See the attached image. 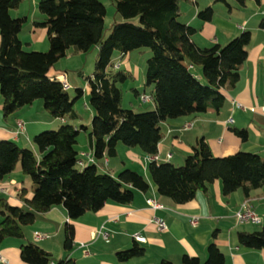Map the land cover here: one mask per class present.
<instances>
[{
	"label": "trees",
	"instance_id": "obj_1",
	"mask_svg": "<svg viewBox=\"0 0 264 264\" xmlns=\"http://www.w3.org/2000/svg\"><path fill=\"white\" fill-rule=\"evenodd\" d=\"M22 1L0 0L2 117L41 99L52 118L65 121L55 129L33 135L35 150L13 140H0V180L19 169L29 178L32 189L31 198L25 197V188L18 192L22 206L0 198V243L8 238L25 240V227L55 205H62L68 218L75 220L85 213L97 212L107 201L128 204L136 191L147 192L149 183L140 171L125 167L113 176L109 170L100 172L98 165L104 166L105 159L117 155L118 143L155 156L162 138L161 123L210 109L219 111L225 102L223 90L234 88L239 80L251 38L250 31L244 30L224 45L196 44L192 39L196 28L178 20L182 0H111L122 20H115L104 38L106 7L101 0H38L37 8L44 18L34 25L46 28L49 46L45 51L25 50L18 33L26 17L11 15ZM221 1L230 9L226 0ZM233 1L244 6L248 0ZM213 14V7L207 6L198 10L197 17L208 22ZM258 26L264 30V16ZM70 47L83 53L97 47L94 70L86 77L94 110L88 126L67 122L81 119L74 103L83 95V89L76 87L70 98L68 89L55 78L57 73L51 72ZM142 48L151 51L146 59L143 90L150 89L149 102L153 106L137 111L123 107L120 86L135 78L127 69H115L112 59ZM197 67L200 75L193 73ZM131 89L136 97L142 94ZM81 131L86 132L93 150L92 162L86 164L75 148ZM234 132L246 139V129ZM169 159H149L147 169L157 193L176 204L193 199L217 179L224 196L240 190L248 199L254 190L264 186V157L242 150L214 156L204 136L196 138L181 165ZM63 233L62 248L69 254L74 248V225L66 222ZM212 236H216V230ZM237 240L241 246L263 249L264 225L254 231H238ZM143 253L144 248L135 242L117 251L116 257L123 262ZM19 254L27 264H76L68 256L55 258L30 240L20 245ZM223 263L224 255L213 241L207 245L204 261L188 255L181 258V264ZM159 264L175 263L161 259Z\"/></svg>",
	"mask_w": 264,
	"mask_h": 264
},
{
	"label": "crops",
	"instance_id": "obj_2",
	"mask_svg": "<svg viewBox=\"0 0 264 264\" xmlns=\"http://www.w3.org/2000/svg\"><path fill=\"white\" fill-rule=\"evenodd\" d=\"M182 1L189 12L181 10L183 17L181 21L196 28V33L192 37L196 44L224 45L244 30L250 31L251 38L246 46L247 58L240 68L239 80L234 88L223 90L225 102L219 111L210 109L199 115L179 117L161 123L162 138L157 153L159 160H166V155L171 153L169 161L181 165L185 157L191 153L192 144L200 136H204L212 154L217 157L239 150L264 157V114L259 110L254 112L247 110L248 107L258 109L264 103V30L258 26L260 18L264 16V0L259 2L248 0L244 6L226 0L231 5L230 9L216 3L221 0ZM22 4L12 10L11 15L26 17L18 33L23 49L45 51L44 49L49 46L47 30L34 25L35 21L43 20L44 16L34 10L31 13L27 12ZM207 6L213 7L214 14L211 21L205 22L197 17V12ZM128 54L125 56L129 57ZM116 57L122 58L120 55ZM195 69L198 70L197 75H200V69L198 67ZM131 72L138 84H144L141 66L139 68L135 66ZM55 73L58 72L52 74ZM132 87L139 90L138 86ZM87 88L89 93V87ZM145 90L142 87V91H139L146 93ZM146 94H150V89ZM229 118L233 120L231 123H228ZM17 120L23 121L24 132L16 139L14 130ZM80 120L67 122L79 126ZM64 121L52 118L41 99H36L3 118L0 99V140H13L21 147L35 150L32 144L33 135L44 129L57 127ZM234 129H246V139H241L235 134ZM79 135L75 145L78 153ZM85 138L89 150L81 151L79 154L84 164L92 162L93 159V150L86 132ZM130 157L132 162L142 157V167L139 171L149 183L147 192L136 191L133 200L128 204L107 201L97 212L85 213L75 220L68 218L62 205H55L49 211L38 214L35 221L25 227V240L8 238L0 243V264H27L20 259L19 247L25 241H32L33 232L47 233L50 236L34 242L39 247L50 252L55 258L67 256L73 258L76 264H159L161 259L181 264L183 255L195 256L204 261L207 256V245L211 241L223 253V264H264V248L241 246L237 240L238 231H254L264 225V186L254 190L248 199L243 197L240 190L224 196L221 192V181L217 179L209 184L206 191H198L193 199L176 204L170 198L157 193L147 169L149 156L144 153L141 155L132 153ZM106 161L104 168L113 176L127 166L125 161H122L119 169L113 172L109 158ZM14 172L16 173L13 177L9 174L0 180V183L7 185V193H0V198H5L11 205L22 206L23 200L17 194L25 188V197L31 198V182L19 169ZM147 198L156 199L162 208L156 210L150 208L146 204ZM244 200H247L261 217L260 223L236 222L234 212ZM154 217L161 218L166 229L159 231ZM194 217L197 218V226L190 223ZM66 222L72 223L75 229L74 248L69 254L62 248L63 227ZM101 227L108 232V241H104L99 235ZM215 230L216 236L213 237L212 233ZM134 234L143 236L145 242L136 241ZM135 242L144 248L142 256L123 262L117 260L116 252L129 248Z\"/></svg>",
	"mask_w": 264,
	"mask_h": 264
},
{
	"label": "rangeland",
	"instance_id": "obj_3",
	"mask_svg": "<svg viewBox=\"0 0 264 264\" xmlns=\"http://www.w3.org/2000/svg\"><path fill=\"white\" fill-rule=\"evenodd\" d=\"M101 1L104 3L106 7V14L104 17V30H103V37L106 38L108 36L111 24L115 20H119V21L122 20V18L115 11L114 4L111 2V0H101ZM230 1L232 2L233 0H230ZM37 3H38V0H23L21 2V4L24 5L27 12L29 13H31L33 10L36 11V13H40L37 8ZM216 3L221 6L223 5L224 7H226L225 3H223L222 1L219 3L217 1ZM180 5H181L182 11H184L185 13L189 12L183 1L180 2ZM178 20L179 21L183 20L182 15L178 17ZM133 21L138 23V18H134ZM34 50H39V49H34ZM128 55L129 57L125 56L122 58L116 57L115 55L112 59V63L113 64L119 63L120 65L119 67L130 70V71H133L135 66H137L138 68L141 66L144 72L146 59L151 56L150 49L142 48L140 50H134L130 52V54ZM96 56H97V47H93L90 51L86 53L76 52L74 47H70L67 49L65 56L62 57L55 64L54 68H52L51 70L52 73L61 72V71H65L67 73V79L70 85V88L68 89V94L70 98H73V96L75 95L76 87H80L83 89V92H84L83 95L74 103V109L82 116V119L79 121L80 125L90 124L91 118L94 113V110L91 107L90 102H89V93L86 90L88 89L87 88L88 83H87L86 77L89 76L94 70V63L96 60ZM193 73L194 74L198 73V70L194 69ZM120 86L123 91V97H122L123 107H127V108L132 107L137 111L148 110L152 108L151 107L152 103L150 102L142 104L139 97H136L131 89L132 86H138L139 90L142 91V87H143L142 83L138 84V82L135 79L133 81L126 80L125 82L120 84ZM145 91L146 93H149L148 88H146ZM0 99H1V96H0ZM57 127L47 128V130L55 129ZM78 148L80 150L79 154L81 153V151L89 150V147L87 145V140L85 138V132L83 131H81L79 135ZM117 152L118 154L115 157L109 158L110 166H112L111 168L113 172H116V170L119 169V166H121L120 164L122 161H125L127 165L126 167L128 168H133L137 171L141 170L142 157L136 159L137 161L135 160L134 162L131 161L132 159L130 157L132 153H136L139 155L142 154V151L138 147H127L122 143H118ZM98 170L100 172H103L106 170V168H104V166L98 165ZM15 173L16 172L11 173L12 177L13 175H15ZM24 176L26 177V179H29L26 175Z\"/></svg>",
	"mask_w": 264,
	"mask_h": 264
},
{
	"label": "built area",
	"instance_id": "obj_4",
	"mask_svg": "<svg viewBox=\"0 0 264 264\" xmlns=\"http://www.w3.org/2000/svg\"><path fill=\"white\" fill-rule=\"evenodd\" d=\"M120 65L119 63L113 64V67L116 69ZM55 78L61 83L62 87L64 89H69L70 85L68 83L67 79V73L65 71L58 72L55 75ZM141 102L146 103L151 100V95L142 93L139 96ZM240 106V105H239ZM248 111L254 112L256 110H259V112L264 114V103L256 109L255 107H248ZM233 120L232 118L228 119V123H231ZM186 127H189V125H186ZM24 132V123L22 120H17L15 123V130H14V137L17 139L20 135H22ZM171 153H168L166 155V159L171 158ZM150 159H155L159 160L158 155L149 157ZM106 159L104 160V164H106ZM0 193L6 194L7 193V185L5 183H0ZM146 204L150 208L156 210V209H161L162 205L154 198H147L146 199ZM234 218L237 223L243 224V223H254L258 224L261 222V217L257 214V212L254 211V209L249 205L247 200L242 201L237 209L234 212ZM154 222L157 225V228L159 231L166 229V225L164 221L161 218L154 217L153 218ZM190 223L192 226H197V218L194 217L190 220ZM99 235L103 238L104 241H108V232L101 227L99 230ZM49 234L47 233H42V232H33L32 235V241L37 242L42 239H47L49 238ZM134 239L138 242H145V238L139 234H134L133 235ZM1 258V257H0ZM54 264V263H52Z\"/></svg>",
	"mask_w": 264,
	"mask_h": 264
}]
</instances>
